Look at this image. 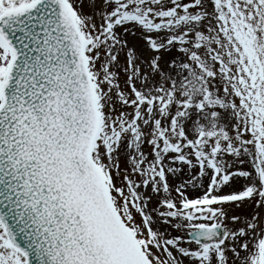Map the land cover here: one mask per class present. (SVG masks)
I'll use <instances>...</instances> for the list:
<instances>
[{"label": "rangeland", "instance_id": "1", "mask_svg": "<svg viewBox=\"0 0 264 264\" xmlns=\"http://www.w3.org/2000/svg\"><path fill=\"white\" fill-rule=\"evenodd\" d=\"M69 2L93 43V158L150 260L264 264V0ZM212 226L224 244L188 240ZM2 236L0 264H24Z\"/></svg>", "mask_w": 264, "mask_h": 264}, {"label": "water", "instance_id": "2", "mask_svg": "<svg viewBox=\"0 0 264 264\" xmlns=\"http://www.w3.org/2000/svg\"><path fill=\"white\" fill-rule=\"evenodd\" d=\"M13 60L1 89L0 224L25 264H152L92 159L99 127L84 40L66 0L0 16ZM221 226L188 239L222 245Z\"/></svg>", "mask_w": 264, "mask_h": 264}, {"label": "flooded vegetation", "instance_id": "3", "mask_svg": "<svg viewBox=\"0 0 264 264\" xmlns=\"http://www.w3.org/2000/svg\"><path fill=\"white\" fill-rule=\"evenodd\" d=\"M5 3L6 0H0V8L2 7H6V8H2V10L0 11L3 12L5 10H9L10 8L7 7V6H10V5H2V3ZM15 1V0H14ZM24 0H17V2H15L14 4L12 5H18L19 3L23 2ZM19 8V7H17ZM74 13L77 17V20H78V23H79V27H80V30L85 38V53H86V57H87V60H88V67H89V70H90V74L92 76V80L94 82V84L96 83V81L98 80L97 77H96V74H97V70L93 67V63H92V58H91V55L90 53L92 52V39H91V36H89L85 30H84V26L82 25V20L79 19V16L77 15V12L74 10ZM122 23H125V22H121ZM93 34V33H92ZM9 64H10V52L8 50V48L5 46V44L1 41L0 39V91H1V86L6 78V75H7V72H8V68H9ZM101 68V66H100ZM4 238V236H2V239Z\"/></svg>", "mask_w": 264, "mask_h": 264}, {"label": "bare ground", "instance_id": "4", "mask_svg": "<svg viewBox=\"0 0 264 264\" xmlns=\"http://www.w3.org/2000/svg\"><path fill=\"white\" fill-rule=\"evenodd\" d=\"M258 239H259V236L255 237V239L252 238L251 241H250V246H255V244L257 243ZM189 253L192 254L191 251Z\"/></svg>", "mask_w": 264, "mask_h": 264}]
</instances>
